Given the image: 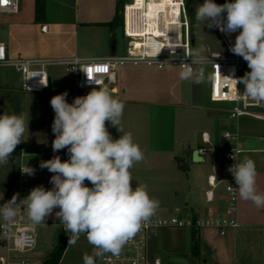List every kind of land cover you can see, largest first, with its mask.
Segmentation results:
<instances>
[{
	"label": "crops",
	"instance_id": "crops-1",
	"mask_svg": "<svg viewBox=\"0 0 264 264\" xmlns=\"http://www.w3.org/2000/svg\"><path fill=\"white\" fill-rule=\"evenodd\" d=\"M57 1L53 8L50 0H44V5L41 0H35L31 10L30 38L35 32L41 37L44 36L46 39L41 46L45 50L48 48L47 51L25 52L22 56L21 50L15 49L17 21L20 18H14L9 23L8 14L4 15L0 28L10 27L12 37L10 43L1 39L0 41L6 44L11 56L42 59L77 56L97 59L119 56L126 51L127 44L120 45L117 35L123 34L121 10L128 0H71L68 13L63 10V6L68 7L66 2L61 6L60 1ZM21 9H24L23 5L15 14L21 13ZM114 40L115 53H112L111 45ZM64 70L66 71L65 68ZM49 74L52 92L57 94L67 92L66 99L71 103L77 97V93L74 94L70 88L72 80L75 85V76L70 73L73 79L65 78V86L61 87V91H57L54 88L53 77L50 72ZM178 74L179 69L175 67L159 69L146 65H125L115 68L112 82L106 85L113 87L112 93L124 104L134 105L138 107L137 110H142L143 105L150 106L151 113H137L134 116L132 114L130 115L132 118H129L135 123L132 126V133L138 134L140 130L145 129L149 136L148 151L151 164L144 165L143 168L151 173L148 183L151 187L150 196L160 201L158 211L168 214L174 210L179 214L189 215L223 212L225 206L223 185L220 184L213 190V201L207 200L206 191L211 188L208 176L213 172L212 157L216 156L219 165L226 163L222 151L225 145L223 134L228 129L239 130L243 145L247 149L244 157L255 161L257 188L264 193V119L243 116L233 120L225 110L202 104L204 102L198 99L200 91L197 89L202 83L182 81ZM148 81L152 82V88L145 89V93L150 98H142L140 90L143 88L137 87ZM13 83L9 75H0V115L5 112L15 113L11 92H25L22 89V82L16 87ZM130 88L133 91H130ZM45 94L52 98L51 93ZM225 105L227 107V104ZM154 106L168 107L172 113L167 116L162 109L156 108L157 111L153 114ZM196 108L201 112L197 113ZM261 111L264 113V104ZM192 112L202 118L198 127L193 129V133L184 130L189 118L192 117ZM203 132H208L215 151L201 155L203 157L201 162H194L193 151L202 146H210L203 142ZM28 150L24 140L21 153L14 157L12 153L11 161L17 159L18 165L21 161L34 162L39 150L35 152ZM35 185L42 186V176L35 180ZM13 195H16V184L9 189L3 201L10 200ZM238 222L237 227L228 229L224 235L211 226L200 229L178 226L152 228L147 236L149 260L152 263L160 260L161 264H264V208L258 209L252 202L239 198ZM35 251L32 253V261L37 258V255H34Z\"/></svg>",
	"mask_w": 264,
	"mask_h": 264
},
{
	"label": "clouds",
	"instance_id": "clouds-1",
	"mask_svg": "<svg viewBox=\"0 0 264 264\" xmlns=\"http://www.w3.org/2000/svg\"><path fill=\"white\" fill-rule=\"evenodd\" d=\"M196 19L221 32H238L230 51L242 57L250 71L242 77L230 78L243 85L246 100L264 104V0H226L224 4L204 0L196 6ZM205 51L201 45L188 52L185 59L190 58V62L182 60L179 64L180 80L202 82L204 70L194 66L208 62ZM86 75L89 82L99 85L98 89L75 97L71 103L66 99L67 92L50 100L55 113L52 150L55 153L66 149L69 157L62 161L56 155L40 162L41 169L53 174L52 188L34 187L19 202L18 194L13 195L0 206V218L10 225L23 209L33 225H41L54 209H59L55 216L70 233L68 244L75 245L84 235L93 246V253L85 254L83 262L97 264L106 254L119 257L124 246L151 222L160 201L150 196L147 184L133 187L131 169L145 155L132 133L121 127L124 102L93 76ZM106 122L121 133L118 139H113ZM28 130L26 114L0 115V165L8 163ZM20 170L34 174L29 166ZM228 170L234 177L239 198L252 202L258 209L264 208V193L257 188L255 161L245 157ZM85 181L92 186L88 187Z\"/></svg>",
	"mask_w": 264,
	"mask_h": 264
},
{
	"label": "built area",
	"instance_id": "built-area-1",
	"mask_svg": "<svg viewBox=\"0 0 264 264\" xmlns=\"http://www.w3.org/2000/svg\"><path fill=\"white\" fill-rule=\"evenodd\" d=\"M204 0H201L203 3ZM19 12V0H0V25L4 15ZM123 18V34L127 38L126 54L107 58L84 59L81 57L68 58H26L11 57L6 44L0 41V67H12L22 76V89L25 92L51 93L49 90L50 74L48 67L63 65L69 73L75 76L77 96L86 95L93 88H99L94 81L89 82L86 74L95 78L102 86L112 82L115 68L123 65H146L163 69L175 67L180 71L179 64L190 62L188 52L195 47L192 42V22L186 0H130L121 10ZM226 22V17H225ZM44 29L46 27H43ZM222 48H212L206 44L205 56L208 62L202 67L204 76L209 69V97L213 102L227 104L229 118L238 120L243 116L264 119L261 111L262 104L243 97V85H237L232 78L242 77V71L247 66L242 57L234 55L230 46L234 44L238 32L228 34L216 28ZM196 37V35H195ZM219 67H218V66ZM225 142L222 157L225 164L219 165L216 156L212 157L213 172L208 176L210 189L206 191L208 201H213V190L220 184L225 191V206L221 214L209 212L205 215L161 213L157 211L151 222L142 228L121 251L119 257L106 254L99 258V264H161L160 260L153 263L147 252V236L150 229L155 227H215L221 235L228 229L237 227L239 196L236 190L234 177L229 167L244 160L247 149L241 140L238 129H228L223 134ZM202 140L210 146L198 148L200 155L214 152L208 132L202 133ZM46 148L41 147L36 153L34 162L21 161L15 175L17 202L25 198L36 187L35 180L45 169L40 168L44 160ZM31 167L34 174L21 172V168ZM5 201L0 199V206ZM48 222L45 221V224ZM44 225V224H41ZM27 218L26 212L21 209L15 220L9 225L0 220V244L4 253L0 255L1 264H34L32 253L38 245L37 228ZM65 231L61 222L58 223Z\"/></svg>",
	"mask_w": 264,
	"mask_h": 264
},
{
	"label": "rangeland",
	"instance_id": "rangeland-1",
	"mask_svg": "<svg viewBox=\"0 0 264 264\" xmlns=\"http://www.w3.org/2000/svg\"><path fill=\"white\" fill-rule=\"evenodd\" d=\"M59 1L61 3V6L63 2H66L68 7L63 6V10L66 11V13H68L70 11L69 4L71 0H59ZM34 2L35 0H19V11H20V6L23 5L24 7V9H21L22 10L21 13L19 14L14 13L7 15L8 16L7 22L9 23L12 22L14 18H20L17 21L18 25H17L16 41H15L17 47L15 49L21 50L22 56H24L25 52H33V51L41 52L48 50V48L45 50V48L41 46V44H44V40L46 39L44 36L41 37L39 36L38 33L36 34L35 32L34 34H32L30 38L31 35L30 32L32 28L30 23V17L32 16L31 10H32V6H34ZM41 2L44 5V0H41ZM50 2L53 8L55 4L58 3L57 0H50ZM214 2L217 4H224L226 0H214ZM186 3L189 10L191 22L193 24V28H192L193 33L196 35L194 48H197L201 45L206 47V44H209L212 48H222V44L219 41V36L217 34L215 27L209 28L205 25L204 22L198 21L196 19V6L202 4L201 0H186ZM11 34H12V30L10 29V27L7 26L0 28L1 40H5L8 43H10L12 37ZM117 38L120 45L123 43L127 44V38L123 36L122 33H118ZM124 54H126V51L122 53V55ZM64 68L65 67L63 65H51L48 67V70L53 77L54 88L57 91H61L62 89L61 87L65 86L66 83L65 78L72 77V75L69 72H66ZM249 70L250 69L248 68V66H246L245 69L242 71V75H244ZM1 74L9 75V77H11V79L14 81L13 85L15 87L18 84H21L22 82L21 74L18 73L12 67H0V75ZM149 79L150 78L148 77V80ZM208 79H209V69L206 68V75L204 76L201 82L202 85H198L197 88L198 91H200L199 93L200 96L198 97V99L200 100L202 99V102H204L202 104H209L211 106L218 107L221 111L223 109L225 110V112H227L226 111L227 107L225 104L220 102H213L210 100L209 92H208ZM195 84H199V83H195ZM129 86L127 85V87ZM151 86H152V82L148 81L137 87L140 89L143 88L142 90H140L141 92L140 96L142 98L149 97L148 94L145 93L146 92L145 89L152 88ZM70 88L73 90L74 94L77 93L73 80L70 82ZM129 90L133 91L132 88H130ZM11 96L13 99L12 101L14 104L15 113L16 114L24 113L26 114V119H29V130L25 132L23 137L26 144L28 145V149H29L28 151L35 152L38 151L41 147H45L46 152H45L44 160H49L56 155H59L62 161L67 160L69 157L66 149L55 153L52 150V141L55 139V135L52 132L51 126L54 120L55 113L50 104L51 97L45 93L40 94L34 92H16V91L11 92ZM149 108H150L149 105H145V106L143 105L142 110L141 109L137 110L138 107H134V105L132 106L131 104L125 103V108L121 122V127L123 128L124 132H131V133L133 132L132 126L135 123L133 122V119H131L132 117L130 115L133 114L134 116V114L137 113H141V114L151 113ZM156 108L162 109L164 115L167 116L168 115L170 116V113H172V110L168 107L160 108L154 106L153 114L156 113L155 112L157 111ZM196 111L197 113L201 112L199 108L198 109L196 108ZM201 119L202 118L200 116L195 115V113L192 112V117L189 118L186 128L184 130L187 129V131L193 133V129L195 127H198L199 123L201 122ZM142 125L144 126V123H142ZM106 126L113 139H118L120 137L121 133L118 132L115 127L111 126L110 124H107V122H106ZM132 135L134 141L139 144L140 148L143 150L145 155V159L142 162L135 164V166L131 169L133 181L135 182V185H133V187H135L140 183H145L148 186V190L150 194L151 187L148 185V183H150L149 175L151 173L146 168H143V166L148 165L151 160L150 153L148 151L149 136L145 129L140 130L138 134L132 133ZM17 165H18V160L16 159L14 162H12L10 158L7 164L0 165V176H1L0 199L1 200H3V197L9 193V189L13 186V184H15ZM52 175L53 174L50 173L47 169H45V172L41 175L42 186L45 189L52 188V184L50 183V178ZM85 184L88 187L92 186L88 181H85ZM56 211H59V209H54L53 213L46 219V222H48L47 224L41 225L37 228L38 245L34 253V255H37L36 256L37 258H35L33 261L35 264H42L44 258L62 239L63 234L69 241L70 233L63 232L61 227L57 224L61 221L56 218L55 216ZM178 213L179 212L173 210L168 214L174 215ZM92 252H93V246L89 244V242L87 241L84 235H81V237L79 238V240H77L75 245H71V244L67 245L66 251L64 252L60 264H84L83 256L85 254L91 255ZM3 253H4V247L0 244V255H2ZM97 264H99V261H97Z\"/></svg>",
	"mask_w": 264,
	"mask_h": 264
},
{
	"label": "trees",
	"instance_id": "trees-1",
	"mask_svg": "<svg viewBox=\"0 0 264 264\" xmlns=\"http://www.w3.org/2000/svg\"><path fill=\"white\" fill-rule=\"evenodd\" d=\"M39 9H40V6H39ZM192 28H193V24H192ZM22 147H23V142H21L17 146L16 150L12 154L13 157L16 156V155H19L21 153ZM193 229H196V228H193ZM67 245H68V239L63 234L62 239L48 253V255L44 258L42 264H60V261H61L63 255H64V252L66 251Z\"/></svg>",
	"mask_w": 264,
	"mask_h": 264
},
{
	"label": "water",
	"instance_id": "water-1",
	"mask_svg": "<svg viewBox=\"0 0 264 264\" xmlns=\"http://www.w3.org/2000/svg\"><path fill=\"white\" fill-rule=\"evenodd\" d=\"M192 42L194 43L195 42V34L192 35ZM115 46H116V43H115V40L112 42V45H111V52L112 53H115ZM106 88L109 89V91L112 93V90H113V87L111 86H107ZM49 90H52V81H51V78L49 79ZM114 95V93H112ZM202 156L199 154L198 150H194L193 153H192V160L194 162H201L202 161Z\"/></svg>",
	"mask_w": 264,
	"mask_h": 264
}]
</instances>
